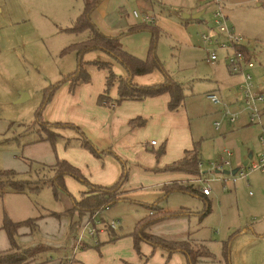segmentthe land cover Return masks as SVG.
<instances>
[{"label": "rangeland", "instance_id": "374dc122", "mask_svg": "<svg viewBox=\"0 0 264 264\" xmlns=\"http://www.w3.org/2000/svg\"><path fill=\"white\" fill-rule=\"evenodd\" d=\"M222 2L227 7L228 24L233 25L235 32L243 38V44L255 64L250 73L256 83L253 87L257 89L258 83L264 85V0ZM82 8V0H0V171L27 172L30 165L26 159L38 161L36 156L41 160L45 154L41 147H48L56 156L55 146L50 142L31 143L38 133L35 126L33 131L29 126L35 123V111L44 102L48 86L78 67L76 51L64 49L89 37L87 30H71ZM104 9L108 11L104 18L106 24L116 23L124 27L130 20L140 23L144 14L153 18L145 28L136 26L138 28L130 32L127 26L116 35L121 36L122 48L138 59L146 58L153 42L156 57L165 72L182 85L184 98L181 106L187 109L193 137L199 142L201 164L198 175L187 176L173 184L190 188L199 183L197 187L201 186L200 189L209 186L210 194L205 199L181 191L164 195L159 187L149 186L150 182L137 165L125 162L128 176L122 186L136 189L130 191L133 193L131 200L114 202L102 213L103 216L120 219L121 229L117 227L115 232H128L151 211L144 202L158 201V208L183 213L160 218L150 225L149 232L166 238L203 242L213 254L215 264H225L223 243L229 246L230 264H264V169L244 168L243 176L237 169L245 161H254L260 153V129L254 124L241 126L246 119L244 113L238 115L233 124L223 116L224 107L232 112L239 109L242 79L238 83V77H232L221 58L222 51H218L221 57L218 56L215 62L206 60L210 45L201 35L210 34L207 23L213 24L211 14L214 7L205 0H104L100 12ZM133 10L138 13L135 19H132ZM184 14L189 17H184ZM195 14L200 15L198 19L194 18ZM153 26L157 29V36L152 41L148 29ZM92 78L100 81L99 69L94 68ZM217 86L219 90L231 89L232 94L238 97V104L233 108L229 104L227 106L223 95V106L213 105L206 98L205 91ZM20 92H24L26 97L18 102ZM44 106L43 103L41 112ZM218 119H221V126L216 130L213 122ZM62 140L54 144H63ZM76 141V138L70 140L71 144H77ZM224 149L230 150L233 156L228 165L223 164L219 169L220 162L227 159ZM102 155L96 157L102 159ZM83 166L89 173H94L95 167L90 164ZM30 167L33 171L36 169L35 164ZM235 169L236 173L232 174ZM70 177L72 184L65 188L79 200L80 188L86 186ZM221 178L226 181L222 182ZM232 178L235 179L233 182ZM127 195L119 196L128 198ZM208 205L209 211L203 215ZM70 206L67 193L59 191L55 197L48 185L35 192L5 190L0 195V225L5 214L14 221H20L51 211L64 212ZM51 218L43 224L39 222L40 218L37 219L36 230L28 231L30 238L18 239L17 243L22 246H32L36 242L62 243L68 236L75 243L73 238L77 228L71 227L70 217ZM58 227L60 235L49 236ZM99 237L105 236L99 234ZM88 241L91 239L87 237L85 242ZM192 241L196 252L206 254L203 244ZM48 253V257L54 258L57 252L52 248Z\"/></svg>", "mask_w": 264, "mask_h": 264}, {"label": "crops", "instance_id": "0c3cea01", "mask_svg": "<svg viewBox=\"0 0 264 264\" xmlns=\"http://www.w3.org/2000/svg\"><path fill=\"white\" fill-rule=\"evenodd\" d=\"M103 1L104 0L99 2L90 15V19H92L94 25L101 33L105 35L119 36L116 35L117 32L122 31V28L124 27H136L140 24H148L143 20V17L140 23L136 24L135 20H130L127 22V26L124 27L121 24L104 23V18H106L108 11H105L104 9L100 12V5L103 4ZM226 4L222 2L225 14H227V7H225ZM135 18L133 17L132 19ZM231 26L233 27V25ZM207 27L209 30L210 23H207ZM223 53L224 52L222 51V55L224 56ZM223 56L220 57L224 61ZM82 60L85 62V68L89 75L88 81L78 82V84L73 88L70 87V82L63 81L52 92L49 100L45 104L41 112L43 121L47 123H71L77 126L83 131L91 143L97 146L99 150L110 149L124 162L137 165V169L141 172H144L143 176H145V178L150 182L149 186L159 187L161 189V193H163L164 185L174 183V181L179 182L181 180H185L187 176L189 177L190 174L188 175L178 171H153L154 169L163 168L167 165H170L174 161L182 158L184 156V152L188 151V149H191L195 142H198V140L196 141L193 137V132L189 124L190 120L188 111L186 108L181 106L183 101L176 109L170 110L167 106L170 100V94L164 92L159 95H155V97H146L140 100L125 99L119 103H114V99H116L118 96L117 84H114L109 88L107 93V96L110 98L111 102L106 105L99 104L97 102V98L99 94H102L105 91L106 71L94 65L93 61L106 63L109 62V64L112 65L113 72L121 77L127 75L126 69L121 64H119L117 60L101 49H92V51L85 52L83 54ZM90 66H92L93 69ZM254 67L255 64L252 61V65L247 67L246 71L250 73ZM94 68H97L100 71V81H95L92 78ZM233 76L238 77L237 82H240L242 79V76L239 74L232 73V77ZM130 79L134 84L139 86L154 85L155 83H160L165 80L163 73L156 68L147 73L133 74L130 76ZM255 84L256 83H254V85ZM256 87L257 90L260 89L261 91H264L263 84L258 83ZM205 92V95L208 92H215L220 97L224 95L225 100L227 101V106L229 104V107L233 108L238 104V97L232 94V91L229 88L219 90V86H217V88H210ZM130 120L137 122L143 120V122L136 126H129ZM249 124L250 123H248L245 119L242 121L241 126H246ZM56 131L63 138L69 139V141L71 139L78 138L76 137L77 133L69 128H60L56 129ZM56 144V156H54V153H52L48 147H41L45 152L44 156H42L41 160H39L36 156L35 158L47 165L54 163L56 160L55 158L64 160L66 159L69 163L77 167L80 173L84 174L87 179L95 185L98 184L101 186H112V184L115 183L121 175L120 162L112 155L109 156L107 154H103L101 157L102 159H100L93 156L87 149L77 145L76 143L71 144V146H65L64 143L63 145L59 142ZM259 147V149H261V146ZM161 148H163V151L156 156L155 153ZM258 151L259 150H257V152ZM249 162H251V160ZM87 164L95 167L93 173L94 175L89 173L88 170L84 168L83 165ZM70 178L71 177L69 175L65 176L64 181L65 186L67 187L69 184H72V180ZM220 180L222 182L226 181V179L223 180L222 178ZM122 185L120 187L122 193L125 195L128 194L127 196L130 198V195H133V193L130 194V191L135 190L136 188L127 189L125 185ZM198 185L196 184V187ZM68 189L71 190V188ZM80 189L81 192L88 191L86 187H81ZM208 195H205L204 197L206 198ZM51 219V217H44L42 219L40 218L39 222L43 224ZM119 228L121 229V227ZM148 230L151 231L150 226L148 227ZM28 231L29 229L27 228H20L17 239H29L30 237ZM129 231H116L117 233L122 234V236L114 238V240H111L109 235L107 236L105 233H100L105 237H99L97 241L86 242L87 247L85 246L74 251V245L69 236L67 237L66 241L62 243H47L56 247L57 253L56 257H52L50 260L42 264H60L61 261H63L64 264H188L186 257L181 252L176 251L172 254H168V252L164 249H153L147 242L139 243L138 253L133 246L132 236L127 235ZM44 233H46V231ZM59 233L60 227L50 233L49 236ZM167 239L176 240L182 238ZM44 240L46 241V239ZM183 240L191 239L183 238ZM193 241L201 243L206 247L203 242L196 240ZM36 243L32 244V246ZM9 245L10 243L6 232L4 233V231L0 229V251L6 250ZM198 264L215 263L212 256L201 258Z\"/></svg>", "mask_w": 264, "mask_h": 264}, {"label": "trees", "instance_id": "16d2710c", "mask_svg": "<svg viewBox=\"0 0 264 264\" xmlns=\"http://www.w3.org/2000/svg\"><path fill=\"white\" fill-rule=\"evenodd\" d=\"M102 0H82L83 8L80 11L79 15L75 18V24L71 27V30L74 32L80 30H87L89 37L82 41L72 44L64 50H75L78 56L77 69L63 76L56 83L48 86L45 96L44 104L49 100L52 92L63 82H70V87L73 88L78 82L88 81L89 75L85 68V63L82 60V55L87 51H92V49H101L105 53L109 54L115 60L121 64L127 72V75L124 77L116 75L112 70V65L106 62L93 61V64L100 69L106 71V85L105 91L102 94L98 95L97 102L99 104H109L110 98H108L107 93L109 88L117 84V98L114 99V103H119L125 99L140 100L146 97H155L161 93L170 94V100L168 102V109H176L182 102L184 96L182 93V88L180 84L169 77L165 70L163 69L162 63L159 62L155 54L154 43L152 42L149 46L148 54L145 59L137 58L130 54L127 50L122 48L120 43L119 36L105 35L101 33L97 27L94 25L92 19H90L91 12L96 8V6ZM147 24H140L138 27L145 28ZM138 27H129L130 32H133ZM151 32L152 41L156 38L157 32L156 28L153 26L148 29ZM243 52L247 56V51L243 49ZM160 70L165 80L160 83H155L154 85H136L130 79V76L133 74L147 73L154 69ZM42 103V104H43ZM42 104L36 109L35 114V123L32 127L29 128L32 130L33 126L36 129L38 135L33 137L32 142L38 141H48L50 144L55 146L57 140H64L65 146H70L71 142L67 138H63L56 129L60 128H72L78 133V138L76 141L77 144L85 149H87L93 156H100L103 154H113L121 164V175L118 180L112 184V186H101L98 184H92L87 177L80 173L79 169L69 163L66 159L55 158V162L49 165L26 159L30 166L36 165L34 171L29 166V170L25 173H16L11 169H3L0 171V195L4 194L5 190L11 191L14 193H24V192H35L38 189L42 188L45 185L51 187L54 192L55 197L58 196L59 191L67 193L71 200V206L67 207L64 212L51 211L49 213L39 215L36 218H29L26 220L12 221L9 217L4 215L2 226L0 229L6 232L7 238L9 239V247L0 251V264H42L50 260L49 251H52V248L55 250L56 247L49 246L45 243L38 242L33 246H22L17 243L18 231L21 226L28 227L30 232L36 230L37 222L36 220L44 217H56L62 218V216L70 217V225L72 228H77L86 219L94 213L98 208L113 205L117 201H128L131 198L120 197L119 195L123 194L121 190V185L127 180L128 172H126L125 162L117 157L112 150L104 149L99 150L96 145L91 143V141L85 136L83 131L77 126L71 123H59V122H45L42 119ZM134 120V119H133ZM129 121V126H136L141 124L137 121ZM28 128V129H29ZM27 130V128H25ZM33 131V130H32ZM163 151V148L158 149L155 155L157 156ZM184 156L172 164L167 165L163 168L154 169L153 171L158 172H174L178 171L190 175H198L200 173L199 163H201V158L199 154V142H195L191 149L185 151ZM70 175L79 183H82L86 186L88 191L82 192L79 200L74 199V197L69 193L65 188V176ZM163 194L167 195L174 191H181L185 193H191L194 196L201 197L205 199L204 195L201 192L199 187H185L174 185L173 183L163 186ZM158 201L156 203H145L149 207V213L139 220L132 230L127 233L133 238V246L135 250L139 253L138 246L140 242H147L151 247L164 249L168 254H172L176 251L181 252L186 257L188 264H198L201 258L212 257V253L208 247H204L206 254H201L196 252L192 248L191 240L183 239H167L162 235H156L149 232L148 227L160 220V218L171 217L177 214L183 213V211H165L161 207L158 208ZM143 204V205H144ZM156 210H158L156 212ZM155 211V212H154ZM209 211V205L204 211L203 215ZM105 235H109L111 240L114 238L121 237L122 234L115 232L113 230H107L104 232ZM99 238V236H98ZM75 240V236L73 238ZM193 242V241H192ZM74 245V243H73ZM87 247L86 244L83 247ZM228 252L229 246L226 243H223V255L225 264H230L228 261ZM66 262V261H65ZM60 264H64L61 261Z\"/></svg>", "mask_w": 264, "mask_h": 264}, {"label": "built area", "instance_id": "2783aa9c", "mask_svg": "<svg viewBox=\"0 0 264 264\" xmlns=\"http://www.w3.org/2000/svg\"><path fill=\"white\" fill-rule=\"evenodd\" d=\"M209 1L214 7L212 10L213 24H210V34L202 33L203 40L210 45L208 48L207 61L213 63L218 58V51H223V59L226 62V66L229 71L234 74L242 76V83H240V104L239 109L233 112L224 107L223 116L226 121L233 124L236 121L238 115L244 113L246 120L250 124L257 125L260 129L258 134L259 144L261 146L260 153L257 155L254 161L247 163L246 165L240 166L239 175L245 174L244 168L247 169H264V91L257 90L254 86L252 75L246 71V68L252 65V60L248 49L243 44V38L235 32L232 26L228 24V16L225 14L222 6V0H205ZM133 17L138 16V13L133 10ZM152 17L149 15H143V20L148 23L152 22ZM243 49L247 51V56L243 52ZM206 98L213 104H223L221 97L215 92H208ZM223 106V105H222ZM214 127L219 130L221 126V119L214 121ZM154 143V142H152ZM223 153L226 155L225 160L220 162L217 168L223 164L228 165L230 158L233 153L230 150L224 149ZM201 163H199L200 166ZM237 171V170H236ZM223 180L225 178H222ZM235 179L232 178V182ZM202 194L208 195L210 193L209 186L201 188ZM109 207H100L94 213H92L85 222L75 230V243L73 251L79 248H83L86 244L85 239L88 237L91 241H97L100 233H104L107 230L116 229L120 225V219L118 218H106L103 216V212L108 210ZM88 241V242H91Z\"/></svg>", "mask_w": 264, "mask_h": 264}, {"label": "water", "instance_id": "95a60500", "mask_svg": "<svg viewBox=\"0 0 264 264\" xmlns=\"http://www.w3.org/2000/svg\"><path fill=\"white\" fill-rule=\"evenodd\" d=\"M183 16H184V17H189V15H187V14H184ZM199 16H200V15L195 14V15H194V18H195V19H198ZM25 97H26V94H25L24 92H20V97L18 98L17 101H18V102L23 101ZM246 163H247V161H245V162L243 163V165H246ZM236 170H237V169L233 170V171H232V174H235V173H236ZM226 172H227V171H226Z\"/></svg>", "mask_w": 264, "mask_h": 264}]
</instances>
